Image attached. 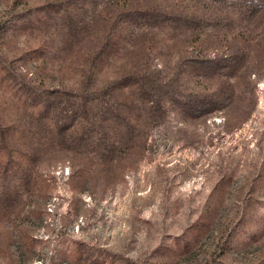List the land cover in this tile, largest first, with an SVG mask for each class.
<instances>
[{"label": "rangeland", "instance_id": "374dc122", "mask_svg": "<svg viewBox=\"0 0 264 264\" xmlns=\"http://www.w3.org/2000/svg\"><path fill=\"white\" fill-rule=\"evenodd\" d=\"M0 264H264V0H0Z\"/></svg>", "mask_w": 264, "mask_h": 264}]
</instances>
